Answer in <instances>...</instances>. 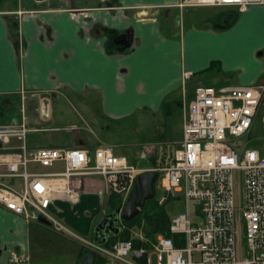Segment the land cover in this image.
Segmentation results:
<instances>
[{
    "label": "crops",
    "instance_id": "crops-1",
    "mask_svg": "<svg viewBox=\"0 0 264 264\" xmlns=\"http://www.w3.org/2000/svg\"><path fill=\"white\" fill-rule=\"evenodd\" d=\"M51 1L35 0L25 9L0 0V126L20 123L24 113L30 135L61 129L40 127L54 119L51 98H74L97 111L87 113H101L109 120L140 112L171 113L170 97L184 88L194 96L197 86L264 85L259 59L264 51V6L244 12L236 7L184 11L180 4L185 0ZM109 30L127 35V48L109 53ZM27 102L33 106L29 114ZM109 127H101L102 133ZM62 129L76 134L75 143L66 148L110 147L119 152L100 136L90 142L77 125ZM182 134L183 125L181 139ZM20 145L13 139L0 151V173ZM28 147L41 148L30 141ZM6 181L18 184L17 179ZM85 186L87 192L76 204L55 201L52 211L69 222L71 216L80 220L81 214L98 215L106 209L99 195L104 180L86 177ZM30 229L23 217L0 207V264L13 251L28 253Z\"/></svg>",
    "mask_w": 264,
    "mask_h": 264
},
{
    "label": "built area",
    "instance_id": "built-area-1",
    "mask_svg": "<svg viewBox=\"0 0 264 264\" xmlns=\"http://www.w3.org/2000/svg\"><path fill=\"white\" fill-rule=\"evenodd\" d=\"M180 6L236 7L244 12L264 6V0H185ZM263 98L262 84L197 86L191 100L183 98L182 139L154 148L155 164L145 167L132 165L110 147L30 149L32 130L23 113L20 123L0 126L1 152L13 139L21 143L0 173V207L28 224L44 225L82 242L105 264H153L154 257L156 264H264V155L247 147ZM262 124L264 130V115ZM144 172L157 174L166 194L160 204L177 194L188 204L186 214L171 218L170 232L178 236L180 246L162 235L148 239L135 226L128 229L130 240L106 247L77 235L51 209L55 201L76 204L87 192L86 177L96 176L105 183L99 193L101 205L106 208L111 196L118 195L122 209ZM6 179H17L18 184ZM192 202H199L194 211ZM118 217L120 232L127 230ZM5 264L33 263L29 253L13 251Z\"/></svg>",
    "mask_w": 264,
    "mask_h": 264
},
{
    "label": "rangeland",
    "instance_id": "rangeland-1",
    "mask_svg": "<svg viewBox=\"0 0 264 264\" xmlns=\"http://www.w3.org/2000/svg\"><path fill=\"white\" fill-rule=\"evenodd\" d=\"M5 1L12 5L18 3V5L28 9L31 8V3H34L35 0ZM52 1L62 3L66 0ZM192 9L197 8L183 7L184 11H192ZM220 10L221 9L217 8L213 11L220 12ZM222 11L224 13L223 9L221 12ZM174 15L175 12H172V17ZM163 20L166 21L164 18ZM259 59L262 63H264V51L261 52ZM261 79L264 80V73ZM184 96L187 97L188 101L193 97L189 95L187 89L185 90V88L170 97L174 100L173 110L171 113H167L166 110L156 114L140 112L127 118L109 120H105L101 113H98V115L95 114L94 116L87 113V111H97L93 110L90 105L85 106L84 104L79 103L74 98H51L54 102V119L48 123H41L40 127L48 129H61H56L55 131L50 130L45 133H37L33 135L29 134L28 141L32 142L36 146H40L41 148L71 147L75 143L76 134L62 128H66L70 125H77L81 129L83 136L90 142H92L91 139L95 135L100 136L109 144V146L117 147L119 150L118 153L127 157L132 165L139 167L149 166L150 159L156 157L157 155V150L154 148H159L160 145H165L167 143H176L181 140V128L185 119V110L183 106ZM25 107L27 114H29L33 106L27 102L25 103ZM263 115L264 98L260 113L255 120L253 129L249 139L247 140V147L257 150L262 155H264V130L262 124ZM104 125L110 126L105 134H103L101 130V127ZM113 153L118 155L117 152ZM38 168L45 171V169L41 167ZM158 184L159 181H157L155 198L160 201L166 197V194L158 186ZM198 203L199 202L191 203L190 208L192 211H194V206ZM161 205H164V208L170 218L179 214H186L188 209V204L183 194L168 197L167 201ZM101 208L103 209L104 207L101 205ZM61 211L62 210L60 208L59 212ZM108 213L109 211L105 209L104 212L101 210L98 215L90 212L91 215L84 214V217L81 214L79 215L80 220H78L77 215H74L71 216L73 218H71L72 220L69 222L63 220L59 214H56V217L77 235L88 240H94L95 237L93 235L96 227ZM64 215L67 216V213L65 212ZM86 252L90 253L89 249L82 242L71 239L65 235L57 234L47 226L37 223L31 224L30 247L28 253L33 264H80L82 259L85 257H81V255ZM153 264H156L155 257L153 258Z\"/></svg>",
    "mask_w": 264,
    "mask_h": 264
},
{
    "label": "trees",
    "instance_id": "trees-1",
    "mask_svg": "<svg viewBox=\"0 0 264 264\" xmlns=\"http://www.w3.org/2000/svg\"><path fill=\"white\" fill-rule=\"evenodd\" d=\"M12 29H17L16 24L12 23ZM108 38V52L111 54L118 53L122 49L127 48L126 41L129 39L127 35H120L117 31L109 30L107 31ZM123 42V43H122ZM122 43V44H121ZM113 51H111L110 49ZM214 65L210 68L213 69ZM209 70V69H208ZM207 72V71H205ZM155 159V157H153ZM152 158V159H153ZM157 181L155 182V192L157 187ZM122 206V199L118 195H112L106 210L109 211L107 215L115 213ZM123 224L127 227V230L120 232L118 235L110 234L107 237L106 242L103 244L106 247H109L111 244L115 243L118 240H130L131 234L128 229L132 227H139L146 238L155 240L159 235L174 238L176 246H180L178 243V236H174L170 232L171 218L167 214L164 205H161L160 202L154 197L152 200H148L145 206L141 209L140 214L130 222L123 221ZM96 237V234L93 235ZM89 254L88 252L81 255V257ZM106 261L100 257H97L96 264H105Z\"/></svg>",
    "mask_w": 264,
    "mask_h": 264
},
{
    "label": "water",
    "instance_id": "water-1",
    "mask_svg": "<svg viewBox=\"0 0 264 264\" xmlns=\"http://www.w3.org/2000/svg\"><path fill=\"white\" fill-rule=\"evenodd\" d=\"M36 1L41 2L44 0ZM1 147L2 145L0 143V148ZM152 163H155L154 159L152 160ZM156 180V173L144 172L137 176L134 183V189L122 209H118L115 215L111 214L104 217L96 227V242L104 244L108 235H118L120 233V229L116 226V222L119 220V215L122 221L130 222L140 214L141 209L145 206L146 202L155 197ZM41 222L45 225H49L45 219H41ZM99 237L102 238V240H99ZM96 261L97 255L95 253H89L82 259L80 264H96Z\"/></svg>",
    "mask_w": 264,
    "mask_h": 264
},
{
    "label": "flooded vegetation",
    "instance_id": "flooded-vegetation-1",
    "mask_svg": "<svg viewBox=\"0 0 264 264\" xmlns=\"http://www.w3.org/2000/svg\"><path fill=\"white\" fill-rule=\"evenodd\" d=\"M122 43H123V42H122ZM122 43H121V44H122ZM153 159H154V158H153ZM153 159H152V158L150 159V164H151V165L153 164V163H152V160H153Z\"/></svg>",
    "mask_w": 264,
    "mask_h": 264
}]
</instances>
